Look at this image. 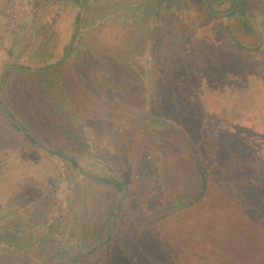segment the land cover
<instances>
[{"label":"rangeland","instance_id":"1","mask_svg":"<svg viewBox=\"0 0 264 264\" xmlns=\"http://www.w3.org/2000/svg\"><path fill=\"white\" fill-rule=\"evenodd\" d=\"M235 1L0 0V264H176L200 225L204 258L256 249L264 0Z\"/></svg>","mask_w":264,"mask_h":264},{"label":"trees","instance_id":"2","mask_svg":"<svg viewBox=\"0 0 264 264\" xmlns=\"http://www.w3.org/2000/svg\"><path fill=\"white\" fill-rule=\"evenodd\" d=\"M237 8H238V11L240 12V14L243 16V18H245L244 19L245 22L249 23V19L247 18V14H248L247 2L245 0H236L234 3V6H233V10H236ZM52 68H54V66L46 67L44 69H41V71H48ZM22 70L27 71V70H31V69L22 68ZM6 116H8V115H6ZM9 120L14 122L13 119H11L10 117H9ZM262 120H264V117L262 118ZM15 126L19 130L28 133V131L25 129V127H21L20 125H17V124ZM30 138L34 143L41 145L40 143L37 142V140L35 139V137H33V135H30ZM261 139L263 141V144L261 143L262 150H261L260 154L263 157L264 156V137ZM231 142L235 143V140L231 141ZM231 142L228 143V146L231 145ZM253 144L254 143L251 140L249 141L248 144L244 141L243 144L241 145V148L246 150V152H249V151L251 152L250 149L254 148ZM258 150H259V148H258ZM58 155L60 157H64V155H62L60 153H58ZM68 160L70 162H72L74 165L78 166L75 160H73V159H68ZM103 180H106V179H103ZM227 188H229V186H227ZM230 190L231 191H228L226 189L219 190L212 195V198H214L217 201L222 199V197H224L227 200H231V198H234V201H235L234 205H235L238 200L244 199L243 196L249 193V190H245V191L241 190V193H239L236 189H230ZM200 200L202 201L203 197L197 198L195 201L199 202ZM241 204H243V203H241ZM179 209H183V208H179ZM233 213H234V216H236V219L233 220V222L231 223V226L236 222L238 223V225L235 226V228L237 230L234 233L236 235V239H239V237L243 238V236L244 237L252 236V234H244L245 232H243V230L240 229V225L242 223H247L248 221L246 219H251V218L248 217L246 214H243L241 216H237L236 215L238 213L237 208H236V210L233 211ZM168 217H169V215L166 216V218H168ZM252 222H254V221H252ZM200 226L201 227H198L196 231H193L192 227H191L192 232H190V234H189L190 229L189 230L186 229V228H189L188 226L181 227V228H179V230H176V233H177L176 238L178 239L179 244H177V239H176V240L171 242V245H173V243H174L179 248L173 247L169 243H168L169 245H166L167 246L166 250H169V248L171 247V250L176 253V256H177L176 257V264H260V263L264 264V227H260V229L262 231H260L259 233H255L256 239H259L255 242L256 243V246H255L256 249L249 248L248 246H246L245 249L238 250L235 247H233V244H234L233 240L234 239L222 240V239H218V238L214 237V239H212L211 241H209L207 243L213 244L212 247H217V245H220L221 243L230 244L232 246L231 252L227 255H222V254H218V251H216V250H210V251L208 250V252H211L208 254L209 258H204V255L202 253H199L197 250L198 244L202 240V237H200L199 235H201V233H203L201 231V229L205 225H200ZM169 228L171 229V226ZM246 229H247V227H246ZM193 232H196L195 236H193ZM251 240L255 241V238H252ZM162 243H165V242L162 241ZM202 244L204 245V244H206V242H203ZM257 244H262V245H257Z\"/></svg>","mask_w":264,"mask_h":264},{"label":"crops","instance_id":"3","mask_svg":"<svg viewBox=\"0 0 264 264\" xmlns=\"http://www.w3.org/2000/svg\"><path fill=\"white\" fill-rule=\"evenodd\" d=\"M199 202H201V200ZM187 210H189V208H184V210L176 211L173 214H175V213H182V212L187 211Z\"/></svg>","mask_w":264,"mask_h":264}]
</instances>
